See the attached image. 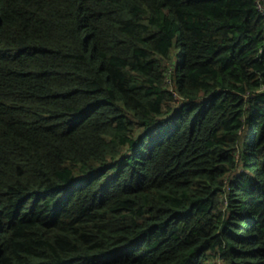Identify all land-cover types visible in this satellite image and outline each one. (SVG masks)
I'll return each mask as SVG.
<instances>
[{
  "label": "trees",
  "instance_id": "trees-1",
  "mask_svg": "<svg viewBox=\"0 0 264 264\" xmlns=\"http://www.w3.org/2000/svg\"><path fill=\"white\" fill-rule=\"evenodd\" d=\"M213 258L264 264L256 0H0V264Z\"/></svg>",
  "mask_w": 264,
  "mask_h": 264
},
{
  "label": "built area",
  "instance_id": "built-area-1",
  "mask_svg": "<svg viewBox=\"0 0 264 264\" xmlns=\"http://www.w3.org/2000/svg\"><path fill=\"white\" fill-rule=\"evenodd\" d=\"M256 4H257L258 9L264 15V6L262 5V0H256Z\"/></svg>",
  "mask_w": 264,
  "mask_h": 264
},
{
  "label": "rangeland",
  "instance_id": "rangeland-1",
  "mask_svg": "<svg viewBox=\"0 0 264 264\" xmlns=\"http://www.w3.org/2000/svg\"><path fill=\"white\" fill-rule=\"evenodd\" d=\"M170 75H168V77H169ZM231 175L229 174V175H227V177L229 178ZM210 264H218V261H217V259H215V258H213V259H211V261L209 262Z\"/></svg>",
  "mask_w": 264,
  "mask_h": 264
}]
</instances>
